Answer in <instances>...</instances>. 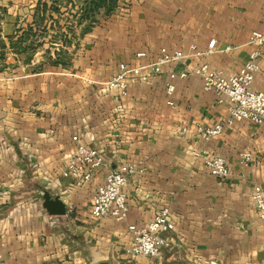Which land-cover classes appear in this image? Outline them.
<instances>
[{"label":"crops","instance_id":"crops-1","mask_svg":"<svg viewBox=\"0 0 264 264\" xmlns=\"http://www.w3.org/2000/svg\"><path fill=\"white\" fill-rule=\"evenodd\" d=\"M28 13L32 20L34 10ZM263 29L264 0H119L91 32L62 48L61 64L0 73V264H264V219L251 202L252 188L264 184V123L224 125L202 140L195 128L223 125L228 114L191 74L202 65L237 74L253 51L250 35ZM161 49L198 55L164 66L148 84L130 79L124 97L106 88L121 64H152ZM259 66L251 90L264 93ZM174 71L190 74L174 81L169 98ZM74 136L104 158L87 183L61 176ZM202 154L223 158L229 178L212 177ZM243 154L250 155L246 165ZM122 164L136 172L123 189L127 217L97 221L91 198ZM44 191L65 205L64 216L42 209ZM162 209L175 229L160 257L122 254L131 244L128 226Z\"/></svg>","mask_w":264,"mask_h":264},{"label":"built area","instance_id":"built-area-1","mask_svg":"<svg viewBox=\"0 0 264 264\" xmlns=\"http://www.w3.org/2000/svg\"><path fill=\"white\" fill-rule=\"evenodd\" d=\"M248 44L253 48V51L237 74L225 77L219 72L212 71L207 65H202L191 73L200 78L202 89L205 92L215 94L217 105L226 107L228 114L223 125L218 124L211 128L197 126L195 128V134L204 141L219 136L224 125L232 126L241 122H250L255 125L264 123V93L251 90L255 75L260 71L259 64L264 63V29L252 32ZM214 45L215 40L210 41L206 53L211 52ZM197 55L195 53L185 55L180 51L169 52L166 49H161L157 60L152 64L142 67H128L121 64L117 76L107 82L105 86L109 90H118L119 96L124 97L130 79L148 84L151 78L161 73L164 66L181 64L190 56ZM144 57L143 53L136 55V58ZM189 74L186 71H174L168 74V82L165 86L167 97L170 98L175 90L174 81L185 80ZM168 105L171 106L172 103L169 101ZM185 132V129L182 130V133ZM72 141L76 144L75 152L64 166L61 176L87 183L91 181L98 170L105 166L104 158L97 149L80 144L77 136L72 137ZM199 157L209 174L216 180L225 181L229 178L230 172L223 158L205 154ZM249 161V154L241 156V164L246 165ZM135 173L133 166L122 164L107 174L103 184L97 187L91 198L90 215L93 219L98 221L110 218L115 222L126 219L128 207L123 189L128 178ZM251 202L260 213V218L264 219V184L255 185L252 188ZM174 229L175 224L167 209L158 211L148 223L128 226L131 244L124 250L125 256L129 258H159L168 244V235Z\"/></svg>","mask_w":264,"mask_h":264},{"label":"trees","instance_id":"trees-1","mask_svg":"<svg viewBox=\"0 0 264 264\" xmlns=\"http://www.w3.org/2000/svg\"><path fill=\"white\" fill-rule=\"evenodd\" d=\"M60 3L61 0H49V3L45 0H38L32 22L28 24L27 29H18L12 37H8L10 49L16 48L19 52L26 54L29 52L27 61H30L39 49L43 51V56L50 57L51 52L54 51V55L58 57L62 48L70 47L74 42L91 32L97 25L100 16H108L117 9L119 0H81V3L77 5L69 2L70 10H67V7L64 8L67 17L62 19L63 27L53 18L54 15L58 18L62 16ZM75 29H78L79 34L75 32ZM20 32H22L21 35H19ZM25 37L39 38V41L35 40L28 47H24L23 45L27 41ZM46 44L48 47L44 49ZM0 45L2 49L5 48V43L2 40ZM58 48L59 50H57ZM49 61V64L52 65L62 63L58 59ZM2 67L0 72L5 68Z\"/></svg>","mask_w":264,"mask_h":264},{"label":"rangeland","instance_id":"rangeland-1","mask_svg":"<svg viewBox=\"0 0 264 264\" xmlns=\"http://www.w3.org/2000/svg\"><path fill=\"white\" fill-rule=\"evenodd\" d=\"M35 1L34 0H0V41L2 40L5 43L4 49H2V46L0 45V69L3 68L2 66L5 67L4 69H2L0 73L5 72L8 75L13 74L16 71L20 70L23 66H26V64H29V63H34V65L30 67L31 70L38 69L39 67L43 69L42 66L47 67V65L50 63L49 61L50 59L52 61L55 59H58L61 62H64L67 59V56L65 55V53H62V52L61 53L58 52L60 53L58 57L54 55L53 53L54 51L51 52L50 57L48 55L43 56V51L39 49L34 54L35 56L31 57L30 61H27V56H28L27 54L29 52H27L26 54V53L19 52L16 48H14L13 50L10 49L9 41L7 37L9 36L12 37L14 35L13 33L16 30L15 28L16 25L19 26L20 30L27 29L28 24L32 22L31 18L29 19V16L31 15L29 14L30 12L28 13V11L35 10L36 5H37ZM45 1H48L49 3V0H45ZM69 2L73 3L74 5H77L81 3V0H61V3H60L61 11L60 12L62 16L61 18H58L56 15H54L53 18L57 20L62 27L64 25V21H62V19L67 17L66 16L67 13H65L66 10L64 8L67 7V10L68 9L70 10L71 8V5H69L70 4ZM6 8H9L10 10L9 16L6 13L7 11ZM63 13H65L64 16H63ZM11 31L12 33L9 36L5 35L6 32H11ZM75 32L79 34L78 29H75ZM21 34L22 32L19 33V35ZM25 38L27 41L24 43L23 45L24 47H28L35 40L39 41V38L37 39H35L34 37H28V38L25 37ZM47 47L48 45L46 44L44 46V49H46ZM33 60H35L37 63ZM129 261L123 258L121 260L114 261V262L112 260L105 259V262L109 264H133L135 263V261L133 260H131L132 262H129Z\"/></svg>","mask_w":264,"mask_h":264},{"label":"water","instance_id":"water-1","mask_svg":"<svg viewBox=\"0 0 264 264\" xmlns=\"http://www.w3.org/2000/svg\"><path fill=\"white\" fill-rule=\"evenodd\" d=\"M42 209L50 217H62L66 214V207L58 197H52L47 191L42 192Z\"/></svg>","mask_w":264,"mask_h":264}]
</instances>
